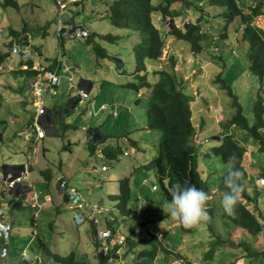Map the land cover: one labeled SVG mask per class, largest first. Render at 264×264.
<instances>
[{
    "label": "rangeland",
    "instance_id": "374dc122",
    "mask_svg": "<svg viewBox=\"0 0 264 264\" xmlns=\"http://www.w3.org/2000/svg\"><path fill=\"white\" fill-rule=\"evenodd\" d=\"M15 1L17 9L4 7L3 0H0V52L7 55L0 66V165L27 168L28 181L24 183L25 194H15V201L11 202L6 198L8 190L0 183V207L4 204L2 209L5 218L12 228L10 238L2 242L8 249V255L4 259L0 258V264H27L23 260L24 253L32 259L38 257L43 264H55L38 248V239L52 253L65 257L74 250L89 262H95L96 250L92 243L95 228L88 218L82 225L75 224L73 216L76 211L70 209V204L60 194L61 178L68 182L67 187L79 193L78 196L85 203L98 205L102 209L97 215L100 220L99 230L107 227V219L111 227L117 230V234L130 238L136 244L137 252L145 249L151 253L154 245L149 231L160 234V237L157 236L160 247L156 249L152 264H181L176 254L198 264H264V255L248 256L243 247L237 246L242 242L253 250L261 251L264 248V187H258L260 177L254 173L264 168V160L249 159L252 141L246 143V134L239 132L238 142L246 148L244 167L247 174L251 175L246 184L247 192L257 200L263 231L257 237H251L241 229L233 227L227 230L219 218L223 211L221 200L213 191L208 196L209 204L205 206L206 209H212L213 218L208 223L212 229H208L205 221L186 227L178 218L166 213L167 203L160 201L158 192H152L150 185H142L144 179H148L150 183L155 181L151 161L154 146L158 144L161 134L145 129V91L132 86L139 81L135 73L133 48L139 43L140 35L110 25L106 11L114 0H74L73 4L68 3L72 0H60L66 6L63 24L80 26L89 34L87 39L65 37L61 42L56 32L58 0ZM159 1L162 0H152V3L156 5ZM192 1L195 5L200 3L204 12L209 15L222 13L221 9L209 7L205 0ZM177 6L179 4L176 3L172 8L177 9ZM182 17L183 15L172 21L179 28L183 25ZM189 19L191 18L186 17V20ZM152 23L165 40L163 54H174L178 60L179 66L175 74L182 75L184 79L183 93L190 99L192 122L196 130L195 141L204 155L201 158L202 177L211 184V188H215L217 176L214 173L219 170L223 172L224 169L221 161H215L213 157L209 159L206 153L215 145L216 141L212 136L224 133L223 126L234 112L230 97L215 82L221 71V62H218V67L210 66V58L205 55V60L200 65L202 68H199L196 59L202 58L203 53L198 54L195 59L187 44L176 41L174 44L170 43L161 30L160 14L152 15ZM256 24L264 29V16H260ZM24 25L30 28V33L22 42L29 46L14 45L11 48L9 30L19 32ZM39 28L45 29V35L38 32ZM201 28L204 35L208 36L206 41H222L219 39V31L215 26L211 27V23L204 22ZM227 33V44L221 45L218 52V56L224 55L228 48L230 52L224 59L222 78L237 96L242 114L252 123L255 97L259 95L264 102V84L260 87L255 77L247 71L248 47L240 41L241 26L238 20L227 27ZM109 34L117 39L113 42L100 39V36ZM215 37L217 40H213ZM94 47L104 51L101 57ZM17 48H26L31 53L30 60L35 65L39 64L36 68H48L57 60L61 62V82L56 89V96H43L44 107L49 111H55V107L61 109V116L55 118L45 138L36 144L25 139L26 136L33 135L31 123L34 108L30 79L25 75L16 76L12 73L13 70L22 68L24 64L21 63L26 62L21 59L23 56L17 58L14 55V49ZM65 67L69 70L65 71ZM146 67V72L139 75L145 74L148 82L153 84L158 79L153 73L156 62L149 60ZM83 82L93 85L89 90L91 100L76 104L75 88L82 86ZM82 88L88 89L87 86ZM202 95L205 96L204 99L201 98ZM92 101L95 102L96 109L100 105H106L108 109L89 119V103ZM47 110L45 116H41L46 129L50 125ZM200 122L205 124L200 127ZM90 129H95L103 137L95 145L101 150L111 149L118 153L116 157L106 158L102 154L101 159H98L90 153L89 147L94 144L93 137L89 138V143L85 142L86 137H89L86 131ZM132 142H136L137 147H133ZM102 161L108 166V171L98 173ZM124 177H128L130 181L128 208L132 210V214L128 217L119 214L115 202L110 199V196L116 194V181ZM33 192L37 194L38 210L31 206ZM143 200L147 202L144 208L141 207ZM18 201L20 205L16 206L14 202ZM247 206L258 214L256 211H259L252 204L248 203ZM140 222H146L147 226L142 228L139 226ZM211 231H214V237ZM218 233L222 240L230 239L235 242V246L220 247L216 243ZM29 242L30 248L27 247ZM121 259L133 264L140 261L130 251L121 253Z\"/></svg>",
    "mask_w": 264,
    "mask_h": 264
},
{
    "label": "trees",
    "instance_id": "16d2710c",
    "mask_svg": "<svg viewBox=\"0 0 264 264\" xmlns=\"http://www.w3.org/2000/svg\"><path fill=\"white\" fill-rule=\"evenodd\" d=\"M205 1L209 7L221 9L222 13L220 15L216 14V16L209 15V13L204 12L200 3L195 5L192 0H162L156 5L152 3V0H114L107 8L106 17L112 27L129 30L140 35L139 43H137L133 48L135 73L139 81L137 84L132 86L135 89L143 88L145 91L147 99L145 129L148 131H158L161 134L158 144L154 146V156L151 161L154 167L155 181L150 183L148 179H144L147 180L148 183H144L143 180L142 185H150V190L152 192H158L161 198L160 201L164 203H169L171 201L172 197L169 189L172 185L177 183L185 187L195 186L196 188L205 191L208 196H210L212 189H215L216 195L220 200H222L223 194L227 190L223 184V177L226 175L228 168L234 165L242 173L240 182L243 185L236 208V214L235 216H229L223 209L219 218H221L223 226H225L227 230L234 227L245 231L251 237H257L263 231V222L258 216L260 211L257 206L256 198L254 196H250L247 192L246 184L251 179V176L249 173L247 174L244 167L246 148L238 142V134L239 132H244L248 138L246 143H248L249 140L252 141L250 147L253 150L251 153L252 159L254 161L264 160V102L263 98L259 95L255 97L253 120L252 123H249L242 114V108L238 102L237 96L222 78L225 63L224 59H219L218 52L221 45L227 44L225 43L226 38L228 37L227 27L234 24L235 20H238L241 26L240 41L248 47L246 54L248 61L247 71L250 75L255 77L258 85L262 87L264 84V29L258 26L256 22L260 16H264V0ZM176 3L179 4L180 8L179 6H177V9L172 8ZM3 6H11L15 9L18 8V4L15 0H3ZM155 13L161 15L162 25L164 26V24H166L168 26L167 33L164 32L163 26H161V30L163 34L169 38L170 43L174 44L176 41L187 44L195 59L198 54L203 53L202 58L196 59L199 66L201 65V62L205 60V55L209 56L211 66L213 67H218V62H221V65L219 66L221 71L218 72L215 82L216 84H219L221 86V90L225 91L230 97L231 106L234 112L227 120L226 125L223 126L224 133L212 136V138L216 141L214 143L215 145L212 146L206 153V156H208L209 159L213 157L215 161L217 159L221 161L224 169L223 172L219 170V172L214 173L217 176L214 186L215 188H211V184L202 177L203 170L201 168V158L204 155L201 153L200 147L195 141L196 130L194 123L192 122L193 115L189 103L190 99L183 93L184 79L182 78V75L179 76L175 74L177 73V68L179 66L176 55L169 54L167 56V54H163L165 40L161 37L159 30H157L152 23V15ZM181 15H183V25L179 28L177 24L172 21L176 17L181 18ZM220 16H222V19ZM186 17H190L191 19L186 20ZM213 18H216L215 21H213ZM204 22H209L211 23V27L215 26L217 28L219 31V39L222 41H216L214 43H210L209 40L206 41L208 36L204 35L201 28V25ZM209 30L210 33H212L211 29ZM39 31L45 35L44 28H39L38 32ZM28 33H30V28L27 25H24L19 32L10 29L8 35H10L12 40L9 42L11 48L15 46H29L28 43L22 42L23 40H26ZM100 39L107 42H113L117 39V37L109 34L100 36ZM214 39L217 40V37L213 38V40ZM94 49L101 57V54H103L104 51L99 47H94ZM6 56V53L0 52V66L5 61ZM38 56H40V54ZM115 60L118 62L121 61L119 59ZM149 60L160 62V65H162L159 68L153 69V73L158 76L157 81L153 84L148 82L145 74L141 76L139 75L141 72H146V62ZM163 60L165 64L163 63ZM21 65L26 66V69L28 70H23L21 68L16 71L13 70L12 73L14 75H25L29 79L36 75L37 72L33 70L32 60L21 63ZM163 65H166V67L164 68ZM54 66L55 62L48 69H53ZM200 77L203 76L200 75ZM83 84L82 86H85V84ZM201 98L204 99L205 96L202 95ZM204 124V122H200V127ZM41 125L45 129L44 123ZM30 142L33 143L32 141ZM93 142L94 144H91L89 148L90 153L95 154V148L98 146L95 144L98 143L97 140H93ZM132 145L133 147H137L136 142H132ZM101 153L106 158H114L118 154L113 152L111 149L101 150ZM105 166V172H107L108 166L106 163ZM22 168L23 166L19 165L2 164L0 165V173L4 175L11 174L12 176H17ZM99 170L98 173H102L99 172ZM206 171H208V169ZM254 173L256 176H259L260 179H264V168L258 169V171L256 170ZM209 177L210 173L208 175V179ZM257 185L258 187H264L260 186L258 181ZM152 187H155V189L152 190ZM21 191L22 193H20V195H22L25 191V184L21 188ZM15 196L16 195L14 194L12 201H15ZM63 196H65L64 193ZM65 198L70 204L67 196H65ZM110 199L115 202V208L119 214L125 217L132 214V210L128 208V201L130 199V181L128 177H124L116 181V194L110 196ZM143 202L145 204L144 207H146L147 202L145 200H143ZM14 203L16 206L20 205V201ZM248 203L252 204L253 207L259 211H256V213H258L257 215L249 209L247 206ZM208 204L209 202L206 203V205ZM70 209L74 210L73 208ZM206 211L208 213V219L205 223L207 224L208 229H212L211 224L210 226L208 224L213 218L211 207L207 208ZM98 214L99 213L96 214V217ZM86 219L87 217L84 216V221L82 220L81 224H75L82 225L86 222ZM97 219V230L93 229L94 231L92 234L94 237V239L92 237V243L96 250L94 263L89 262L85 256L79 255L74 250H71L65 257L52 253L40 239L37 240V246L55 264H115L113 261H109V255L105 256L100 253V246L96 239V233L97 231L104 230H110L112 233H116L117 230L111 227V224L108 223L107 219H105L107 227L103 230H99L100 220L98 217ZM6 224L9 225L7 221ZM139 226L144 228L147 224L146 222H140ZM211 233L214 237V231H211ZM149 235L152 237L154 245L151 253L145 249L137 252L135 248L136 244L132 242L130 238L124 237L125 242L123 244H116L114 250L118 251V264H133V262L122 261L121 253H125V251L126 253L130 251V253L133 255L136 254V257L140 258V261L135 264L154 263L156 249L160 247V244L150 233ZM10 236L11 231L9 238ZM217 239L218 242L216 243L222 248L225 245L229 247L235 246V243L229 239L222 240L220 236H217ZM33 241L34 240H32V242ZM30 242L27 245L29 248ZM211 244H213V242ZM237 246L243 247L246 255L248 256L264 255V248L261 251L253 250L242 242L237 244ZM176 255L181 264H198L195 261H190L179 254ZM150 258L151 260H149Z\"/></svg>",
    "mask_w": 264,
    "mask_h": 264
},
{
    "label": "built area",
    "instance_id": "2783aa9c",
    "mask_svg": "<svg viewBox=\"0 0 264 264\" xmlns=\"http://www.w3.org/2000/svg\"><path fill=\"white\" fill-rule=\"evenodd\" d=\"M65 6L59 0L57 1V24H56V32L59 39H63L65 37H69L70 39L79 38V39H87L89 34L88 31L80 26H69L67 24H63L62 15L64 14ZM168 21V19H167ZM163 30L165 33L168 32V26L164 24ZM18 47V46H17ZM14 48V47H13ZM27 48V47H26ZM23 48L22 51L19 48L14 49V55L17 58H21L23 56L24 61H28L31 59V53ZM26 66H23L22 69H26ZM61 68V62L59 60L56 61L53 69H47L39 66L34 70L37 72L36 75L30 78L29 87L32 91V106L34 108V115L31 124V128L33 131V135L29 137H25L29 142L32 141L36 144L39 140H42L46 136V131L44 127L39 122L42 115L45 114L46 108L44 107L43 96L48 95L50 97H54L56 95V89L60 85L61 78L59 76V69ZM65 71H68L69 68L65 67ZM76 89V98L77 103L82 104L84 100H91L90 93L83 88H75ZM108 107L106 105H100L97 109L95 107V102L92 101L89 103V112L88 117L92 118L97 116L100 112L107 110ZM89 138L86 137L85 142H89ZM97 146L95 148L96 153L94 154L98 159H101L102 153L101 150ZM102 167L99 172H105L106 166L104 161L101 162ZM28 181V171L27 168H22L17 176H12L11 174H2L0 173V183L3 185V188L8 190V195L6 193V198L10 199V202L13 200L14 194L20 196L22 193L21 188L24 183ZM147 180H144L146 183ZM148 183V182H147ZM259 185L264 186V179H259ZM155 187H152L154 190ZM59 190L67 196L68 201L70 202V208L76 210V214L74 215V222L76 224H81L84 216L88 218L91 225L97 230L98 219L96 217L97 213L101 212V208L98 205H91L84 202L81 196H78V192L71 187H67V182L64 179H59ZM37 194L33 192L31 206L35 209H38V205L36 204ZM4 204H1L0 207V258L4 259L8 255V249L5 246L4 242L9 238L11 227L6 224L4 210L2 209ZM145 204L142 201L141 207H144ZM87 211V215L85 212ZM84 221V220H83ZM96 239L100 246V253L102 255H109V261L118 264V251L114 250L116 244L121 245L125 242V238L117 233H112L110 230L97 231ZM23 260L28 264H43L41 259L35 256V258H31L27 253L23 254Z\"/></svg>",
    "mask_w": 264,
    "mask_h": 264
},
{
    "label": "clouds",
    "instance_id": "9594fccd",
    "mask_svg": "<svg viewBox=\"0 0 264 264\" xmlns=\"http://www.w3.org/2000/svg\"><path fill=\"white\" fill-rule=\"evenodd\" d=\"M68 3L73 4L74 0ZM59 41L61 42L62 40L59 39ZM82 87L80 86V88ZM87 91L90 93L89 89ZM75 99L77 101L76 97ZM76 104L78 103L76 102ZM241 176V171L233 165L228 168L226 175L223 177V184L227 190L223 194L221 204L229 216H235L236 214L237 204L243 188L240 182ZM169 191L172 199L165 205V211L168 215L173 218H178L186 227L200 224L208 219L205 206L209 197L205 191L195 186H181L179 183L172 185Z\"/></svg>",
    "mask_w": 264,
    "mask_h": 264
},
{
    "label": "crops",
    "instance_id": "0c3cea01",
    "mask_svg": "<svg viewBox=\"0 0 264 264\" xmlns=\"http://www.w3.org/2000/svg\"><path fill=\"white\" fill-rule=\"evenodd\" d=\"M230 54V52H229V49L227 50V52H225V54L224 55H221V56H219V59L220 60H222V59H225L226 58V55L228 56ZM169 55V53H167V56ZM170 55H172V54H170ZM162 61V60H161ZM154 62H156V67H154V69H156V68H159V67H161L162 65H160V62H157V61H154ZM158 63V64H157ZM163 63L165 64V62H164V60H163ZM202 64V63H201ZM35 64H33V68L35 69L39 64H37V65H35ZM210 65V64H209ZM206 66V68H207V64L205 65ZM204 66V67H205ZM211 66V65H210ZM147 67H149V65L147 66ZM163 67L165 68L166 67V65L164 66L163 65ZM201 66H199V68H200ZM150 68H152V66L150 67ZM202 68V67H201ZM84 84H85V86H87V88L90 90L91 88H92V83H90V82H84ZM75 104V103H74ZM47 110V109H46ZM47 115L50 117V125H49V128L48 129H46L45 128V131H46V133L48 132V130L49 129H51L50 128V126L53 124V122H55V118L57 117V118H60V116H61V109H59V108H56L55 107V111L53 110V111H49V110H47ZM42 119H40L39 120V122L41 123L42 121H41ZM65 126H68L67 124H65ZM87 132V134H88V136L89 137H93V140H99V139H102L103 137H102V135L101 134H98L97 133V131L95 130V129H90V130H87L86 131ZM251 152H250V154H249V159L251 158V160H253L252 159V152H253V150L251 149L250 150ZM245 158L247 159V153H245ZM244 165H245V163H244ZM251 176V175H250ZM67 182V181H66ZM212 191H213V193L215 192V189H212ZM60 194H62L63 195V193L62 192H60ZM64 198H65V196H64ZM210 198V197H209ZM65 200H66V198H65ZM67 201V200H66ZM74 215H75V212H74ZM73 218H74V216H73ZM149 233L153 236V238H156L157 240H158V238H157V236L158 237H160V234H158V235H156V234H154V233H152L151 231H149ZM219 234V236H220V233H218ZM230 240V239H229ZM158 242H159V240H158ZM233 243H235V242H233ZM159 244H160V242H159Z\"/></svg>",
    "mask_w": 264,
    "mask_h": 264
}]
</instances>
